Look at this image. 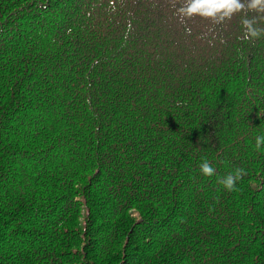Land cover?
<instances>
[{
  "label": "trees",
  "instance_id": "trees-1",
  "mask_svg": "<svg viewBox=\"0 0 264 264\" xmlns=\"http://www.w3.org/2000/svg\"><path fill=\"white\" fill-rule=\"evenodd\" d=\"M240 18L0 0V264H264V38Z\"/></svg>",
  "mask_w": 264,
  "mask_h": 264
},
{
  "label": "clouds",
  "instance_id": "clouds-1",
  "mask_svg": "<svg viewBox=\"0 0 264 264\" xmlns=\"http://www.w3.org/2000/svg\"><path fill=\"white\" fill-rule=\"evenodd\" d=\"M171 6L181 24L199 17L214 25H222L239 14L242 27V35L239 37L241 41L254 42L264 38V0H171ZM262 146H264V135L256 136V149L260 150ZM199 168L206 177L216 173L215 167L206 158L202 160ZM245 175H247L245 169L236 168L218 182L226 191L233 192L237 190L238 182Z\"/></svg>",
  "mask_w": 264,
  "mask_h": 264
}]
</instances>
